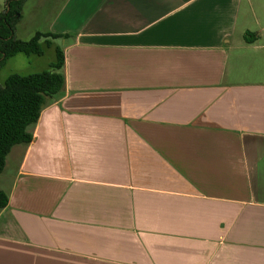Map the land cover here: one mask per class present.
I'll return each instance as SVG.
<instances>
[{
  "label": "crops",
  "instance_id": "obj_1",
  "mask_svg": "<svg viewBox=\"0 0 264 264\" xmlns=\"http://www.w3.org/2000/svg\"><path fill=\"white\" fill-rule=\"evenodd\" d=\"M246 1L24 2L17 39L71 36L49 46L63 94L0 173V264H264Z\"/></svg>",
  "mask_w": 264,
  "mask_h": 264
},
{
  "label": "trees",
  "instance_id": "obj_2",
  "mask_svg": "<svg viewBox=\"0 0 264 264\" xmlns=\"http://www.w3.org/2000/svg\"><path fill=\"white\" fill-rule=\"evenodd\" d=\"M24 2L4 0V9L0 12V68L9 58L19 53L27 56L42 55V41L50 46L58 38L71 36L37 31L28 40L17 39L15 27L21 19ZM248 34H244L246 41ZM55 54V61L49 69L28 75L12 73L0 84V173L11 148L32 141L31 129L37 123L42 109L63 94L65 78L62 48L56 46ZM7 203V194L0 191V209Z\"/></svg>",
  "mask_w": 264,
  "mask_h": 264
},
{
  "label": "rangeland",
  "instance_id": "obj_3",
  "mask_svg": "<svg viewBox=\"0 0 264 264\" xmlns=\"http://www.w3.org/2000/svg\"><path fill=\"white\" fill-rule=\"evenodd\" d=\"M26 1V0H25ZM24 5V4H23ZM245 7L247 10V17L241 19L245 21V26L249 29V34L246 36L248 39L252 36L261 35L260 38H257V42L260 45H264V33L258 34L259 29H264V0H247L245 2ZM23 8V7H22ZM4 9V0H0V12ZM22 17V12H21ZM20 21V20H19ZM18 24V23H17ZM16 28V27H15ZM16 37V35H15ZM239 37V34H235L234 40ZM17 38V37H16ZM43 48V54L38 55H24L22 53L16 54L15 56L9 58L6 64L0 68V84L2 85L5 79L12 73H17L20 75H28L43 70H47L50 67V64L55 61V48L54 46H47L43 41L41 43ZM257 65L255 69V77L258 75L260 78H264V47L256 51ZM243 77L248 78V71L244 69ZM5 176V175H3Z\"/></svg>",
  "mask_w": 264,
  "mask_h": 264
}]
</instances>
